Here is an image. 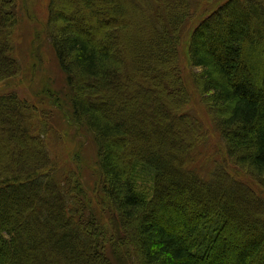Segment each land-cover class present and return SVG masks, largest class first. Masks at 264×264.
<instances>
[{"label": "trees", "instance_id": "obj_1", "mask_svg": "<svg viewBox=\"0 0 264 264\" xmlns=\"http://www.w3.org/2000/svg\"><path fill=\"white\" fill-rule=\"evenodd\" d=\"M99 3L103 6L95 11L93 0H78L71 8L62 6V0H51L49 35L72 91L73 121L87 123L97 138L102 179L108 185L106 197L116 209L121 250L126 248L135 264H221L227 251L238 247L234 264H264V197L231 174L223 162L200 167L209 169L204 178L187 159L202 164L201 151L191 152L183 139L167 156L153 144L154 140H170L164 135L167 130L177 133L187 127L194 131L195 122L211 144L204 124L186 111L188 94L178 62L179 40L192 17L193 0H120V6L115 0ZM6 4L14 11L15 0H0V80L21 70L10 35L17 15L5 12ZM137 11L145 17L150 36L158 39L160 53L159 61L150 59L159 64L158 71L146 68L136 83L144 85L140 78L147 79L146 87L157 90L160 108L137 98L133 88L122 92L115 83L120 61L111 44L115 47V38L122 37L123 26L128 24L124 17ZM188 53L190 64L200 69L193 83L204 95V103L222 110L212 111L220 123L214 130L231 158L230 165L254 179L235 156L257 177L264 176V0L224 1L192 31ZM126 69V74L133 75ZM123 93L122 99L131 100L132 107L122 112L117 102H113L115 110L107 105ZM170 97L172 103L176 99L168 107L165 102ZM13 100L21 102L16 108L19 114L25 101L17 95L0 96V104ZM152 109L160 115L147 135L138 130L140 116L150 115ZM21 117L27 123V117L22 113ZM18 126L21 136L42 146L27 124ZM114 136L129 147L119 145L117 152ZM30 154L32 162L23 173L5 168L0 175V264H43V259L44 264H112L100 250L106 230L80 221L83 214L71 208L70 190L58 177L42 175L43 170L51 171L43 167L42 149ZM136 175L150 177L148 194L137 190ZM184 199L190 205L189 219L188 207L181 205ZM134 220H138L137 231L129 228Z\"/></svg>", "mask_w": 264, "mask_h": 264}, {"label": "rangeland", "instance_id": "obj_2", "mask_svg": "<svg viewBox=\"0 0 264 264\" xmlns=\"http://www.w3.org/2000/svg\"><path fill=\"white\" fill-rule=\"evenodd\" d=\"M50 1L15 0L14 11L10 10L8 4L5 6V12L17 15L16 26L14 30L10 31V35L14 37V55L19 61L21 70L14 76H9L6 80H0V96L17 95L22 102L25 101L26 103L24 102V105L20 107V112L27 117V123L21 117L20 112L19 114L16 113V108L21 102L13 100L0 104V106H3L0 107V175L4 173L5 168L10 170V173H23L28 169L27 165L32 162L33 155L30 152H36L38 148L42 149L43 161L45 162L43 167H48L47 169L49 171L51 170L50 172L43 170L42 175L46 176L49 173L58 177L62 185L70 190L71 208L77 210L79 215L80 213L83 214V217L79 216L80 221H84L90 228L92 225L95 227L102 226L106 230L107 237L105 234L102 235V239L104 238L106 241L100 243L101 252L110 259L112 264H135V258L132 257L126 248L121 250L122 246L119 244L120 235L118 219L115 213L116 209L106 197L105 188L107 189L108 185H105L104 179H102L99 162L100 150L97 144V138L87 123L77 125L73 121L72 113L74 106L72 91L68 84L67 74L59 62L55 45L52 43L51 36L49 35ZM77 1L62 0V6L71 8L70 6L77 3ZM96 1L97 4L94 5ZM115 1L120 6V0ZM224 1L226 0H193L192 17L185 23L178 45L180 77L187 91L186 94H188L189 102L186 111L193 114L194 118L197 116L204 124L206 130L209 132L208 136L211 138V144L207 135L201 134L200 123L197 122H195L194 131L190 132L187 127L182 128L183 132L177 131V133L173 130H167L164 135H167L170 140H167V142L161 141L162 139L154 140L153 144L157 148L161 147L167 156V154L174 150L175 145L183 139L184 146L190 149L191 152L201 151L198 158L201 159L202 164H197V162L191 163V158L188 157L187 159L190 160L191 167H199L201 175L204 178H208L209 169H202L200 167L210 168L216 161L223 162L231 174L233 173L242 182H246L259 195L264 197V176L257 177L258 175L251 168L248 169L249 166L239 164L235 156L233 159L239 166L248 170L247 172L249 174L250 172L253 173L254 181L249 178L250 176L246 172H241L237 170L239 169L238 167L230 165L231 163L229 161L231 158H228L214 130V128L217 129L218 126L220 127V123L212 111L222 110L213 107V105L210 106L209 103H204V95L193 83V75L195 72H199L200 69L190 64L188 51L191 33L205 16L210 15ZM102 6L99 0H93L92 8L95 11ZM131 11L136 10L131 9ZM124 19H127L128 24L123 26L124 29L120 33V36L123 38H115V47L111 44V48H114L113 50L116 52L120 61L119 78L115 81L116 86L122 92H127L133 88L137 94V98H146L150 100L151 104L153 103V108H155V105L160 108L161 104L157 102V96H159L156 94L157 90H152V87H146L147 79L144 77L140 78L144 85L136 83V77L145 74L146 68L148 70L155 68L156 70L159 66L156 62L150 61L151 58L158 60L160 50L157 46L159 41L156 37L150 36L151 34H149L146 19L140 11L131 12L130 16H126ZM58 26L59 28H63V22H59ZM126 67L131 73L133 72V75L131 74L129 76L126 74L129 73ZM176 89L178 90V88ZM122 98H124V93L120 97L116 96L110 102L108 101L107 105L115 110L116 105L113 102H117L116 108L122 112L124 108L133 106L131 100L128 101V99ZM175 99H173L172 103L170 97L165 102L167 103L166 106H174ZM133 110L135 109L133 108ZM164 110L165 108L162 112ZM159 115L160 111L158 114L156 109H152L150 115L140 116V122L142 124L140 123L141 126L139 125L138 130L141 133H150L151 125L158 121L157 116ZM218 117L221 118V116ZM103 120L105 121V119ZM18 122L22 126L27 124L30 133L33 136L37 135L42 146L39 147L38 142L31 140L28 136L26 139L25 135L21 136L18 126L20 124ZM157 130L160 133L162 132L160 129ZM112 139V142L118 147L117 152L119 151V145L124 149L129 147L121 137L114 136ZM151 143L147 141L143 144L151 145ZM133 146L135 144L131 147ZM7 148L10 149V152H7ZM28 150L30 151L29 153ZM1 152H6L8 155L4 156ZM43 161L41 162L43 163ZM181 169L184 168L181 167ZM134 173L135 171L131 173L132 179H134ZM136 178L137 190L148 194L151 191L150 186L152 183L150 177L146 175L138 177L136 175ZM243 200L248 202L245 196H243ZM181 202V205L188 207L189 212L186 213L188 214L186 218L189 219L191 210L188 204L189 202L186 199ZM22 209L26 211L25 207H22ZM24 213L22 216L26 217ZM21 219L25 223L24 218ZM137 225L138 220H134L129 228L137 231ZM20 226L22 227L23 225ZM6 237L9 238V236ZM113 239L115 240L111 241ZM237 249L238 247H231L227 251L226 257L222 259L221 264H234V255L237 253ZM9 261L11 263L13 259ZM45 261L43 259L42 263L44 264ZM35 264L41 263L40 261H36ZM46 264L54 263L48 262Z\"/></svg>", "mask_w": 264, "mask_h": 264}]
</instances>
